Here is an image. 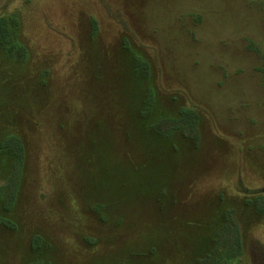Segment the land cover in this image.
<instances>
[{
	"label": "rangeland",
	"instance_id": "obj_1",
	"mask_svg": "<svg viewBox=\"0 0 264 264\" xmlns=\"http://www.w3.org/2000/svg\"><path fill=\"white\" fill-rule=\"evenodd\" d=\"M0 264H264V0H0Z\"/></svg>",
	"mask_w": 264,
	"mask_h": 264
}]
</instances>
